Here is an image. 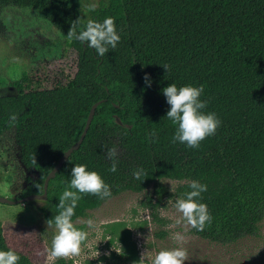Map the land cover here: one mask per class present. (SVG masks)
Instances as JSON below:
<instances>
[{"label": "trees", "instance_id": "1", "mask_svg": "<svg viewBox=\"0 0 264 264\" xmlns=\"http://www.w3.org/2000/svg\"><path fill=\"white\" fill-rule=\"evenodd\" d=\"M80 4L0 0L2 6L37 9L66 38L59 56L25 70L13 82L17 92L0 96V135L15 128L21 160L36 172L26 178L22 195L44 193L47 174L79 139L93 103L106 98L81 146L50 179L39 205L46 221L60 211L72 167L83 164L110 186V197L153 183L160 192L158 181L172 178L182 181L174 192L179 198L198 181L207 185L198 202L212 220L203 231L192 228L196 235L227 244L255 234L264 220V0H107L89 17L115 19L120 41L104 57L67 37L73 21L89 19L81 16ZM171 83L202 86L203 111L221 122L199 148L172 142L177 126L166 118L170 105L162 91ZM113 147L115 172L106 155ZM141 169L144 175L135 179ZM79 195L72 221L110 198ZM148 204L160 221L159 199ZM34 236L11 232L0 219V250L16 251L18 264H41Z\"/></svg>", "mask_w": 264, "mask_h": 264}, {"label": "rangeland", "instance_id": "2", "mask_svg": "<svg viewBox=\"0 0 264 264\" xmlns=\"http://www.w3.org/2000/svg\"><path fill=\"white\" fill-rule=\"evenodd\" d=\"M105 1L97 0L99 6ZM90 2L81 0L83 18L92 14L86 7ZM65 43L60 30L37 9L0 5V96L16 93L13 82L40 61L59 56ZM28 176H36V172L22 162L13 127L0 135V195L16 198ZM181 182L162 178L157 183L160 192L154 183L141 192H121L74 220L88 237L80 255L71 258L76 264H134L146 252L154 255L161 249L182 246L188 252L185 264H264V220L255 234L227 244L201 238L190 226L186 233L183 226L169 229L180 215L173 205L178 199L174 192ZM157 199L160 221L153 218L148 204L153 205ZM40 204L41 199L19 204L0 202V219L11 232L34 233L39 263L48 264L55 260L49 259L48 249L56 229L47 224ZM89 219L94 227L87 225ZM177 231L186 236L182 245L171 239Z\"/></svg>", "mask_w": 264, "mask_h": 264}, {"label": "clouds", "instance_id": "3", "mask_svg": "<svg viewBox=\"0 0 264 264\" xmlns=\"http://www.w3.org/2000/svg\"><path fill=\"white\" fill-rule=\"evenodd\" d=\"M86 7L89 12H94L99 4L97 0H92ZM105 7H107V3ZM67 37L70 40H79L87 47L94 49L98 57H104L109 51V46L115 49L120 41L113 17H106L102 22L91 18L85 22L82 18H78L72 22ZM163 67L166 71L169 70L168 65ZM148 79L146 74L145 80L148 81ZM162 91L170 105L166 118L177 126L172 139L173 143L178 141L195 149L199 148L203 140L215 134L221 122L215 113L203 111L206 102L200 99L203 92L202 86L185 85L178 88L175 83H171ZM16 119V114L10 115L12 124L15 123ZM155 135V132L150 133L153 138ZM117 154L115 147L107 150V158L113 161L109 169L111 172L117 171L115 159ZM133 175L135 179L139 180L144 173L141 169L134 172ZM189 188L191 190L179 197L173 205L180 215L176 216L173 223L168 225L169 229L183 226L186 233L190 226L197 231H203L205 225L211 223L212 217L207 210V205L198 202L201 193L207 191V185L198 181H191ZM78 193L95 195L102 200L112 195L110 186L97 172L87 170L86 165L83 164H76L72 167L70 183L59 197L57 207L60 211L54 218L47 221L49 226L54 224L56 229L48 249L49 259L79 256L81 245L87 240L88 233L78 229L72 221L77 203L82 198ZM86 223L90 228L95 226L91 219ZM171 239L182 245L186 241V236L177 231L172 233ZM19 259L20 256L12 249L0 250V264H18ZM187 259V249L178 246L161 249L154 255L146 252L134 264H185Z\"/></svg>", "mask_w": 264, "mask_h": 264}, {"label": "water", "instance_id": "4", "mask_svg": "<svg viewBox=\"0 0 264 264\" xmlns=\"http://www.w3.org/2000/svg\"><path fill=\"white\" fill-rule=\"evenodd\" d=\"M106 98H102V99H99L97 101H95L90 109V112H89V115H88V118L86 120V124L84 126V129L79 137V139L73 143L65 152L64 154L61 156V158L59 159V161L56 163V165L53 167V169L47 174L46 178H45V183H44V188H45V191L44 193H30V194H27V195H22V196H19L17 198H12V197H8V196H4V195H0V202L2 203H9V204H19V203H26V202H29V201H33V200H36V199H46L47 198V193H48V186H49V182H50V179L52 177H54L57 173V171L60 169V167L64 164V162L69 158V156L72 154V152L76 149H78L87 132H88V129L91 125V122L93 120V117L95 115V112H96V109L98 107V105L100 103H102L103 101H105ZM20 195V194H19Z\"/></svg>", "mask_w": 264, "mask_h": 264}, {"label": "flooded vegetation", "instance_id": "5", "mask_svg": "<svg viewBox=\"0 0 264 264\" xmlns=\"http://www.w3.org/2000/svg\"><path fill=\"white\" fill-rule=\"evenodd\" d=\"M19 196H22V191H21V194H20V195H18L17 197H19ZM17 197H16V198H17Z\"/></svg>", "mask_w": 264, "mask_h": 264}]
</instances>
